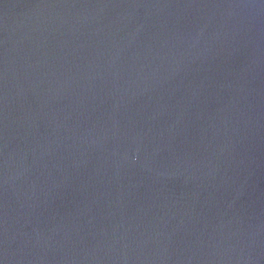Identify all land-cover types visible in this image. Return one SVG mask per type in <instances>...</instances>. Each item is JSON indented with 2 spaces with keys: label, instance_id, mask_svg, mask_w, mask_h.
<instances>
[{
  "label": "water",
  "instance_id": "95a60500",
  "mask_svg": "<svg viewBox=\"0 0 264 264\" xmlns=\"http://www.w3.org/2000/svg\"><path fill=\"white\" fill-rule=\"evenodd\" d=\"M0 264H264V0H0Z\"/></svg>",
  "mask_w": 264,
  "mask_h": 264
}]
</instances>
